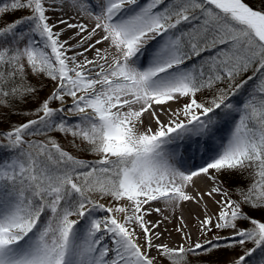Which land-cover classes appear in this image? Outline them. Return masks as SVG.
Here are the masks:
<instances>
[{
    "label": "snow or ice",
    "instance_id": "1",
    "mask_svg": "<svg viewBox=\"0 0 264 264\" xmlns=\"http://www.w3.org/2000/svg\"><path fill=\"white\" fill-rule=\"evenodd\" d=\"M5 111L0 264H264V0H0Z\"/></svg>",
    "mask_w": 264,
    "mask_h": 264
},
{
    "label": "rangeland",
    "instance_id": "2",
    "mask_svg": "<svg viewBox=\"0 0 264 264\" xmlns=\"http://www.w3.org/2000/svg\"><path fill=\"white\" fill-rule=\"evenodd\" d=\"M251 2H253L254 6H259L260 4V0H250ZM27 13L24 12H17L15 13V15H8L6 17H4V19L6 21H12L14 19L19 18L20 16L26 15ZM249 75H251V73H249ZM35 82V81H34ZM43 84L45 85L42 89V91L40 92V99H44L51 91L53 85L50 81H48L47 79L43 80ZM251 86V82L249 84V87ZM38 104V101H30L25 107L27 108H35ZM57 106V105H54ZM26 117H22V116H18L12 113H8L7 111H5V115H4V122L0 123V131H4L7 130L11 124H15V123H23L25 121ZM58 140L65 146V148L69 151H72V149L68 146V141L65 140L62 136H57ZM88 159H92L93 157L88 156ZM249 181L244 180V186L247 185ZM207 200V197L205 198ZM217 199H219V197H217ZM208 204H211V206L209 207V209L213 212L217 211V207L216 205L211 201L208 200ZM197 212H199V209H197ZM252 215L255 216L256 219L261 220L262 222H264V217H262V215L264 214V212H255V213H251ZM177 215H179V212H177ZM185 216V215H184ZM174 223L176 224L175 220H173ZM242 227H249L248 224H243ZM178 243V242H177ZM174 244V243H173ZM247 247H252L251 244H248ZM221 255L224 259H232V258H236L239 257L240 255H243V250L240 248L235 249L234 251H230V252H224L219 254Z\"/></svg>",
    "mask_w": 264,
    "mask_h": 264
},
{
    "label": "bare ground",
    "instance_id": "3",
    "mask_svg": "<svg viewBox=\"0 0 264 264\" xmlns=\"http://www.w3.org/2000/svg\"><path fill=\"white\" fill-rule=\"evenodd\" d=\"M50 15H54V14L50 13ZM198 186L202 189H205L207 187V182L203 181V180L198 181ZM210 206H211V204H208V207H210ZM197 209L198 208L194 204H189V205H186L184 210H183V213H184L186 219L188 220L190 227L193 223L191 216H190V213L191 212H197ZM149 219L156 220V219H158V217L153 215V216L149 217ZM175 226H176V224L174 223V221L172 223H166L165 227H167L169 229V232L171 233V235L169 236L168 233H165L164 236L162 237V239L160 241H157V243L168 242L170 244H173V243L175 244V243L179 242L180 236H179V234H177L174 231ZM195 236H196V233H195V230L193 229V237L195 238Z\"/></svg>",
    "mask_w": 264,
    "mask_h": 264
},
{
    "label": "trees",
    "instance_id": "4",
    "mask_svg": "<svg viewBox=\"0 0 264 264\" xmlns=\"http://www.w3.org/2000/svg\"><path fill=\"white\" fill-rule=\"evenodd\" d=\"M248 2H249L250 4H253V2H251L250 0H248ZM239 183L241 184V186H244V184H243V183H244V180H243V181H240ZM262 217H264V214L262 215Z\"/></svg>",
    "mask_w": 264,
    "mask_h": 264
}]
</instances>
